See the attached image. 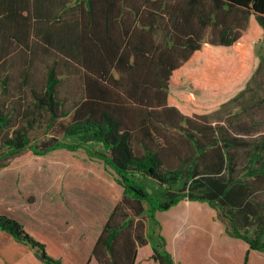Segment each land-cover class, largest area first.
I'll return each mask as SVG.
<instances>
[{
    "label": "trees",
    "instance_id": "16d2710c",
    "mask_svg": "<svg viewBox=\"0 0 264 264\" xmlns=\"http://www.w3.org/2000/svg\"><path fill=\"white\" fill-rule=\"evenodd\" d=\"M20 1L8 8L10 17L26 10ZM80 1L91 16L110 17L107 29L95 26L91 35L56 37V50L84 66L87 97H61L57 70L46 84L39 70L31 80V55L14 78L28 89L20 97L29 92L32 102L20 98L14 115L0 100V169L29 150L85 147L104 160L123 194L93 247L99 264H136L148 242L159 264H175L153 240L152 225L157 212L182 200L209 203L229 235L264 251V79L255 76L254 54V43L264 44V0ZM14 44L28 47L30 38L0 36V95L11 66L28 58L12 53ZM41 112L56 139L38 145L31 133ZM0 229L46 263L66 264L17 219L0 215Z\"/></svg>",
    "mask_w": 264,
    "mask_h": 264
},
{
    "label": "rangeland",
    "instance_id": "374dc122",
    "mask_svg": "<svg viewBox=\"0 0 264 264\" xmlns=\"http://www.w3.org/2000/svg\"><path fill=\"white\" fill-rule=\"evenodd\" d=\"M257 58L255 76L264 79V44L254 43ZM17 64V63H16ZM14 64L10 68L11 81L0 95L1 102L9 107V112L17 114L26 97L32 102V95L20 97L23 90L14 78L20 71ZM28 68V77L35 80L38 66ZM64 85V84H63ZM67 86H63L65 90ZM70 101L80 97H68ZM35 129L31 133L32 142L43 145L56 139V126L50 128L49 114L38 113ZM72 141L73 137H59ZM88 146L103 150L97 142ZM0 173L13 176L32 201H37L38 210L44 218L56 225V241L53 250L67 264H98L91 257L92 242L104 224L109 212L123 194V186L115 179L113 169L100 157L92 156L85 147L76 150L59 148L46 155L32 151L16 157L8 168ZM153 188L157 185L149 183ZM146 204V209H148ZM158 222L152 225L153 240L162 250L170 253L175 264H243L246 243L226 231L225 224L218 217V211L207 202L182 200L167 211L156 213ZM36 233L41 223L29 221ZM153 249L148 242L139 248L136 264H159L152 257ZM257 264H264V251H251L249 257ZM248 260L244 264L248 262Z\"/></svg>",
    "mask_w": 264,
    "mask_h": 264
},
{
    "label": "crops",
    "instance_id": "0c3cea01",
    "mask_svg": "<svg viewBox=\"0 0 264 264\" xmlns=\"http://www.w3.org/2000/svg\"><path fill=\"white\" fill-rule=\"evenodd\" d=\"M65 2H67L66 6L63 4ZM16 3L17 0L15 2L13 0H0V36L5 38L27 36L30 38L28 47L15 44L12 46V53H21L28 57L27 61L26 59L22 60V57L18 59L16 61L18 66L15 67L20 70L22 67H28L32 64L31 55H34L36 56L34 62L38 66L41 76L45 79V84L50 72L54 71L56 74L57 70L60 78L59 94L61 97H87L84 66L76 59L68 58L56 50V37L77 38L84 37L85 34L91 35L90 32L95 26L97 29L102 27L103 30L107 29L110 17L103 19L91 16L88 13L89 6L87 2H81L80 0H23L26 10L18 9L16 12L17 17L12 18L9 16L12 12H9L8 8L15 7ZM26 16H29V18L26 19ZM118 22L119 16L112 19V24L116 25V28ZM75 49L77 48H74V52H76ZM114 75L118 77L119 73L114 70ZM63 84L67 86L65 90H63ZM23 89L28 90L26 86ZM14 159L1 169L8 168ZM114 175L116 178L115 172ZM38 208L37 201H32L27 193L21 187H18L14 174L11 177V175L0 173V215H7L20 221L34 238L45 244L48 254L60 258L56 257V251L51 248L55 243L54 241H56V225L52 219H45L43 212L39 211ZM30 219L41 223L40 231L36 233L33 231L34 227L29 224ZM102 227L94 237L92 250ZM246 246L245 254H242L243 264L248 251L249 255L251 251H258L250 249L248 243H246ZM62 261L66 263L64 260ZM0 264L48 263L40 257V252L36 248L16 239L12 233L0 229ZM247 264L257 263L250 256Z\"/></svg>",
    "mask_w": 264,
    "mask_h": 264
},
{
    "label": "water",
    "instance_id": "95a60500",
    "mask_svg": "<svg viewBox=\"0 0 264 264\" xmlns=\"http://www.w3.org/2000/svg\"><path fill=\"white\" fill-rule=\"evenodd\" d=\"M40 257H41L42 259H44L43 256H42L41 254H40Z\"/></svg>",
    "mask_w": 264,
    "mask_h": 264
}]
</instances>
